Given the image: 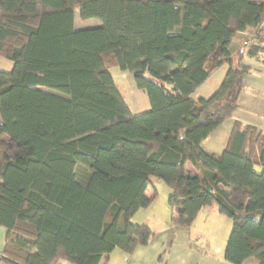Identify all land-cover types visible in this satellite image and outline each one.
Wrapping results in <instances>:
<instances>
[{
    "label": "trees",
    "instance_id": "trees-1",
    "mask_svg": "<svg viewBox=\"0 0 264 264\" xmlns=\"http://www.w3.org/2000/svg\"><path fill=\"white\" fill-rule=\"evenodd\" d=\"M100 26L76 29L74 12ZM264 0H0V264H100L154 231L130 219L153 180L169 188L171 224L216 205L231 219L223 258L264 264V130L234 121L220 153L203 141L238 107L264 49ZM218 89L191 94L220 65ZM111 67L149 108L132 113ZM190 162L201 177L185 169Z\"/></svg>",
    "mask_w": 264,
    "mask_h": 264
},
{
    "label": "crops",
    "instance_id": "crops-1",
    "mask_svg": "<svg viewBox=\"0 0 264 264\" xmlns=\"http://www.w3.org/2000/svg\"><path fill=\"white\" fill-rule=\"evenodd\" d=\"M254 1L262 2V0ZM76 16L77 13L74 12V26L76 29H82L85 24H82ZM84 20L87 24L93 25L88 27L101 24L94 18ZM262 27L264 29V20ZM249 33H237L230 44L232 66L235 68L243 63L247 66V72L244 74L243 90L240 93L238 107L233 112L231 119L222 122L203 141V146L213 153L222 152L234 121L264 130V49L259 51L256 56L246 55L243 42L249 38ZM228 69L227 63L217 67L196 87L191 97L196 100L210 96L218 89ZM141 107L139 106L141 110L137 112L131 108L130 110L132 113H139L149 108L147 104L144 108ZM220 130H223L225 138L220 137ZM185 169L201 177V172L190 162L185 164ZM155 184L153 180V183L146 187L147 197L153 196L156 191ZM222 216L224 215L218 211L217 206L212 204L202 207L188 227L172 225L171 215L168 216L163 227L155 226V224L153 226L151 222H138L146 223L154 231L147 244L137 246L130 254L119 250L121 252L118 255L119 258L112 259V254L118 250L114 249L109 254L102 256L100 264H231L223 258V249L229 234L225 235L220 227L227 222ZM4 237L5 228L0 225V250L4 246ZM243 264H257V260L251 258Z\"/></svg>",
    "mask_w": 264,
    "mask_h": 264
},
{
    "label": "rangeland",
    "instance_id": "rangeland-1",
    "mask_svg": "<svg viewBox=\"0 0 264 264\" xmlns=\"http://www.w3.org/2000/svg\"><path fill=\"white\" fill-rule=\"evenodd\" d=\"M77 13V19L81 21L82 24H85L83 28H88L89 25L86 23L84 19H81L78 14V10H75ZM11 62L7 60L6 58L0 56V69L1 70H10L11 69ZM110 72L113 76V79L121 92L125 96V100L127 101L129 107L137 112L139 109V106H142L141 108H144V106L147 104V107H149V102L147 99V96L145 92L142 89H139L135 86L132 75L125 70H121L118 67H111ZM219 135L221 138H225L223 136H226L223 133V130H220ZM155 186H156V196L153 199V201L150 203V205L146 208L139 209L138 213L131 217L132 222H151V224H155V226L163 227L165 225V221L168 219V216L172 214L173 207L168 202V195L170 193L169 188L165 185L164 182L161 180H154ZM227 221L226 224L224 223L221 225V229L224 231L225 235L229 234L231 230V219L227 217L226 215L222 216ZM121 252L117 250L114 252L111 256V258H119L118 255Z\"/></svg>",
    "mask_w": 264,
    "mask_h": 264
},
{
    "label": "built area",
    "instance_id": "built-area-1",
    "mask_svg": "<svg viewBox=\"0 0 264 264\" xmlns=\"http://www.w3.org/2000/svg\"><path fill=\"white\" fill-rule=\"evenodd\" d=\"M249 42V40L248 39H246V40H244V44H247Z\"/></svg>",
    "mask_w": 264,
    "mask_h": 264
}]
</instances>
